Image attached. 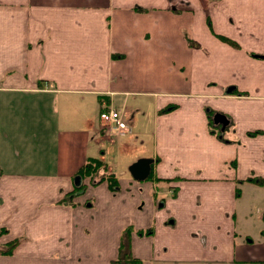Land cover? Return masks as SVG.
Wrapping results in <instances>:
<instances>
[{"label": "crops", "instance_id": "crops-1", "mask_svg": "<svg viewBox=\"0 0 264 264\" xmlns=\"http://www.w3.org/2000/svg\"><path fill=\"white\" fill-rule=\"evenodd\" d=\"M108 109L131 128L112 160ZM138 140L127 167L151 159L150 179L79 175L90 158L115 173ZM249 179H264V0H0L1 242L28 238L0 264H112L129 228L142 264H264Z\"/></svg>", "mask_w": 264, "mask_h": 264}, {"label": "trees", "instance_id": "trees-1", "mask_svg": "<svg viewBox=\"0 0 264 264\" xmlns=\"http://www.w3.org/2000/svg\"><path fill=\"white\" fill-rule=\"evenodd\" d=\"M175 109L174 106H170L166 108L162 113H169ZM211 113V117H212ZM210 117V128L213 133H215L219 139L222 140V142H228L224 136L223 133L225 131H222L220 127H216L213 124V120ZM232 125L230 122V125L226 128V130L231 129ZM218 129V130H217ZM217 130V131H216ZM259 133H252V136L258 135ZM79 175L84 178H89L91 180V184H94L93 181L95 179H99L102 181H107L109 184V187L112 191H117L119 189V177L116 173H112L108 171V165L102 161L101 159L97 158H90L88 159L87 163L81 168ZM151 174L149 179L151 178ZM248 182L257 184V185H263L264 179H249ZM85 186L82 185L79 187V191H84ZM74 194V193H73ZM240 192L238 190L237 195H239ZM133 229L129 228L127 229L122 236L121 244H120V251L118 257L113 261L112 264H142V261L138 258L134 257L131 250V234ZM8 233V230L6 228L0 227V238L3 237ZM150 232L146 233V235H149ZM140 235H143V232H140ZM21 240L16 239L8 244H6L2 249H0V255L1 256H12L15 252V250L20 246Z\"/></svg>", "mask_w": 264, "mask_h": 264}, {"label": "built area", "instance_id": "built-area-1", "mask_svg": "<svg viewBox=\"0 0 264 264\" xmlns=\"http://www.w3.org/2000/svg\"><path fill=\"white\" fill-rule=\"evenodd\" d=\"M100 122L104 133L114 140L131 132V128L125 121L124 113L120 110L109 109L101 112Z\"/></svg>", "mask_w": 264, "mask_h": 264}, {"label": "rangeland", "instance_id": "rangeland-1", "mask_svg": "<svg viewBox=\"0 0 264 264\" xmlns=\"http://www.w3.org/2000/svg\"><path fill=\"white\" fill-rule=\"evenodd\" d=\"M104 131V130H103ZM105 132V131H104ZM131 133V132H130ZM130 133H127L125 136H123L124 138L128 135V134H130ZM104 137H106L109 141H110V143L111 142H115V144H113V143H111L112 145H113V147H112V149H111V151L110 150H108L107 151V154H106V160L107 159H110V160H112V159H117L118 158V152H117V147H118V145H119V142L121 143V142H128V141H126V139L127 138H123V137H121V138H123V139H121V138H119V139H116V140H114V139H111L110 138V136H107L106 134L104 135ZM137 143H138V145H137V147H135L136 149H134V150H132V152L129 154H122V157H123V159L122 158H119L120 160H115L114 161V163L112 164V166H114V170H115V173L117 174V175H120V173H121V171H123V172H126V175L127 176H125V177H127V178H129L130 177V175H129V170H128V168L129 167H127V164L128 163H130V161L131 160H133V158H130V156L131 155H138L139 154V152L137 151V148H139L140 146V141L138 140L137 141ZM145 147V146H144ZM147 154H149V153H147ZM110 156V157H109ZM109 157V158H108ZM125 164V165H124ZM123 169V170H122ZM90 183H92V182H90ZM93 183H94V181H93ZM85 186V185H84ZM3 237H1L0 238V249H2V247L3 248H5L4 246L6 245V244H2V242H1V239H2ZM18 239H20L21 240V244H23L24 242H28V238L27 237H25L24 235H22V236H20Z\"/></svg>", "mask_w": 264, "mask_h": 264}, {"label": "water", "instance_id": "water-1", "mask_svg": "<svg viewBox=\"0 0 264 264\" xmlns=\"http://www.w3.org/2000/svg\"><path fill=\"white\" fill-rule=\"evenodd\" d=\"M216 126H221L222 131L230 125L229 119L221 114H216L213 118ZM151 159H140L129 167L131 176L137 181H145L149 178L151 173Z\"/></svg>", "mask_w": 264, "mask_h": 264}]
</instances>
